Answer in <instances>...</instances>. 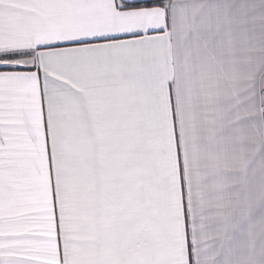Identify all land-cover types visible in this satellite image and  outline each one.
Wrapping results in <instances>:
<instances>
[{"label":"snow or ice","instance_id":"1","mask_svg":"<svg viewBox=\"0 0 264 264\" xmlns=\"http://www.w3.org/2000/svg\"><path fill=\"white\" fill-rule=\"evenodd\" d=\"M236 8L216 7L217 29ZM201 22L183 0H0V264H207L213 226L182 90L169 81L157 100L144 71L150 54L182 47ZM238 103L264 121V32ZM95 138L131 164L118 208L97 205ZM144 145L153 153L147 212L137 191ZM248 167L236 180L242 190L256 176ZM260 179L239 210L245 223L264 201V164ZM118 238L151 243L155 258L117 255Z\"/></svg>","mask_w":264,"mask_h":264},{"label":"crops","instance_id":"2","mask_svg":"<svg viewBox=\"0 0 264 264\" xmlns=\"http://www.w3.org/2000/svg\"><path fill=\"white\" fill-rule=\"evenodd\" d=\"M183 2L202 21L199 31L190 32L180 48L175 43L170 48L163 45L150 54L145 75L157 100L166 95L169 81L173 91L177 82L182 90L185 130L195 151L200 193L213 226L207 264H264V212L256 211L264 201L255 202L253 218L247 223L239 211L262 185L264 121L254 123L238 103L240 88L264 32V0ZM233 2L236 11L217 29L216 7ZM209 32L216 33L214 40L208 39ZM138 127L143 128V123ZM88 158L101 211L124 205L131 164L118 160L105 138H95L89 144ZM152 160L153 153L142 146L143 177L137 191L145 194V212L153 208L146 195L147 182L153 179ZM250 163L256 176L250 189L242 190L236 180L250 171ZM232 222L234 226H229L225 234L224 226ZM114 250L126 259L155 258L151 243L136 245L118 238Z\"/></svg>","mask_w":264,"mask_h":264}]
</instances>
